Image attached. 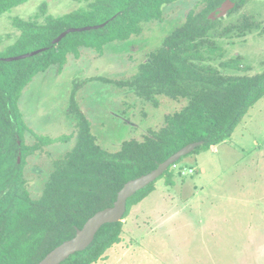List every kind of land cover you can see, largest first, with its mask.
<instances>
[{
  "label": "trees",
  "instance_id": "trees-1",
  "mask_svg": "<svg viewBox=\"0 0 264 264\" xmlns=\"http://www.w3.org/2000/svg\"><path fill=\"white\" fill-rule=\"evenodd\" d=\"M24 1L0 0V15ZM74 1L85 5L58 18L47 16L43 23L15 18L13 25L20 30L18 38L0 48V264H37L53 248L72 238L89 217L112 205L125 182L155 169L191 142L202 141L191 152L194 153L224 141L248 109L264 97V69L252 75H225L205 63L211 56L224 55V49L211 35L243 37L257 29L259 22L242 13L235 22L222 26L211 14L226 0H200L201 7L187 13L183 22L150 54V62L140 64L131 79L94 78L127 87L154 104L158 97L168 96L184 98L185 105L166 114L163 123L149 129L142 139H126L118 150L109 152L97 143L90 120L73 94L70 111L76 116V144L70 152L53 160V169L40 196L32 197L25 161L35 148L23 141L24 120L18 107L24 87L51 65L62 67L68 54L77 58L81 47L101 55L106 44L140 35L143 22L162 21L163 7L179 0ZM230 1L235 5L229 15L239 11L247 0ZM103 23L98 29L71 32L52 43L68 28ZM40 48L45 50L25 59H2ZM240 59L230 58L220 65L249 70L250 66H241ZM78 87L76 83L74 90ZM42 140L46 145L55 141L47 137L39 141ZM171 167L162 174L168 184L173 183ZM155 182L128 199L124 217L154 190ZM122 229L123 221L104 224L87 248L60 264L96 263L121 241Z\"/></svg>",
  "mask_w": 264,
  "mask_h": 264
},
{
  "label": "rangeland",
  "instance_id": "rangeland-1",
  "mask_svg": "<svg viewBox=\"0 0 264 264\" xmlns=\"http://www.w3.org/2000/svg\"><path fill=\"white\" fill-rule=\"evenodd\" d=\"M84 5L74 0H26L13 6L0 15V48L18 38L15 18L43 23L47 16L58 18ZM200 7V0L166 4L163 20L143 22L140 35L106 44L101 55L81 47L77 58L68 54L62 67L51 65L24 87L18 107L23 141L35 148L25 161L32 197L40 196L53 160L76 144L73 94L97 143L109 152L126 139H142L163 123L166 114L185 105L184 98L168 96L158 97L154 104L127 87L94 78L131 79L187 13ZM242 13L251 15L259 27L243 37L211 35L224 55L211 56L205 63L225 75H252L264 69V0H247L239 11L219 19L221 25L235 22ZM237 56L249 70L220 65ZM42 137L55 141L46 145L39 141ZM178 161L171 167L173 183L168 184L166 176L157 178L154 190L123 217L121 241L94 264H264V97L224 141Z\"/></svg>",
  "mask_w": 264,
  "mask_h": 264
},
{
  "label": "water",
  "instance_id": "water-1",
  "mask_svg": "<svg viewBox=\"0 0 264 264\" xmlns=\"http://www.w3.org/2000/svg\"><path fill=\"white\" fill-rule=\"evenodd\" d=\"M234 6V3L230 0L224 1L220 7L217 8L215 12L211 14V18L215 15L217 18L222 17L226 12ZM105 23L100 25L84 26L79 28H68L62 33H60L53 41V44L58 43L63 37L71 32H81L87 30L98 29L104 26ZM45 48H40L28 53L4 57V61L10 62L20 59H25L27 57L36 55ZM202 141L191 142L174 154L169 156L166 160L159 163L157 167L150 172L140 175L136 178L130 179L124 183L122 188L117 192L116 198L112 205L97 211L94 215L89 217L81 228L76 229L75 234L72 238L63 241L61 244L49 251L45 257H43L37 264H60L65 259H67L72 254L82 251L87 248L93 241L96 233L101 226L107 223H115L123 220V217L127 210V201L131 198L137 191L147 187L149 184L155 182L157 178L162 176V174L175 162H177L181 157L191 153L197 146L201 145ZM20 155V154H19ZM18 155V162L20 161V156Z\"/></svg>",
  "mask_w": 264,
  "mask_h": 264
},
{
  "label": "flooded vegetation",
  "instance_id": "flooded-vegetation-1",
  "mask_svg": "<svg viewBox=\"0 0 264 264\" xmlns=\"http://www.w3.org/2000/svg\"><path fill=\"white\" fill-rule=\"evenodd\" d=\"M234 3V2H233ZM234 5H235V3H234ZM234 7V6H233ZM232 7V8H233ZM231 8V9H232ZM231 9H229L227 12H226V14L231 10ZM226 14L225 15H223L222 17H224V16H226ZM222 17H220V18H217L215 15L213 16V18H217V19H221ZM84 113V112H83ZM85 114V113H84ZM88 118V117H87ZM91 123V122H90ZM30 155H32V154H30ZM30 155H28V156H30ZM28 156L26 157V159L28 158ZM25 176H26V174H25Z\"/></svg>",
  "mask_w": 264,
  "mask_h": 264
},
{
  "label": "built area",
  "instance_id": "built-area-1",
  "mask_svg": "<svg viewBox=\"0 0 264 264\" xmlns=\"http://www.w3.org/2000/svg\"><path fill=\"white\" fill-rule=\"evenodd\" d=\"M173 166H176V164H173ZM175 168V167H174Z\"/></svg>",
  "mask_w": 264,
  "mask_h": 264
}]
</instances>
